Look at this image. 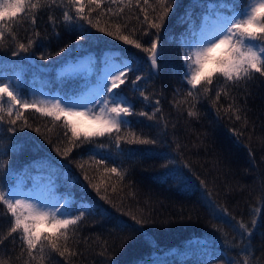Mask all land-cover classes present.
<instances>
[{
    "label": "trees",
    "instance_id": "1",
    "mask_svg": "<svg viewBox=\"0 0 264 264\" xmlns=\"http://www.w3.org/2000/svg\"><path fill=\"white\" fill-rule=\"evenodd\" d=\"M83 2L87 13V0ZM108 3L109 0H104L101 9ZM194 3L195 0H178V6L173 7L160 30L159 45L164 55L159 61V74L147 78L150 69L147 63H142L139 65L142 71L128 73L125 84L118 89L136 112L153 113L156 99L160 100L161 110L154 120L128 117L131 123L121 130L120 136L125 139H121L119 145L114 139L115 132L113 139L105 135L85 141L80 136L76 145H72L69 139L75 138L69 131L64 135V118L54 121L34 108L21 109L31 127L6 133L7 125L0 126V148L8 152L3 159L9 162L5 171L0 172V182H5L7 187V180H24V172L29 171L30 166L29 178L24 180L27 187L20 185L21 189L42 186L46 195L58 196L74 210H85L78 231L69 233V253L64 257L52 253L50 258L46 248L43 259L35 253L37 259L31 260L26 247L21 255L19 234L14 233L15 242L9 237L0 246V264H109V261L112 264H229L230 261L232 264H241V261L264 264V76L255 73L251 80L241 81L238 86L222 87L224 82L214 75L213 84L208 86L210 96L200 94L194 109L197 116H188V111L193 109L192 100L187 96L190 86L181 82L182 44L188 29L203 12V7L194 9ZM135 4L136 0H132V5ZM140 4L151 12L149 6L143 5V0ZM155 4L156 0H149L150 6ZM66 7V2L60 5L57 0V5L46 7L37 15L35 25L30 18L27 23L21 21L15 29L19 40L26 43L28 37L35 38V29L40 34L39 42L29 53L18 56H13V47L6 45L0 51V74H20L27 81L40 78L44 88L64 98L73 97L82 89L81 86L71 89V81L56 80L54 70L66 64L60 63L63 57H68V63L88 53L99 56L103 51L112 50L146 61V54L140 49L90 28L83 21L76 22L75 30L66 27L62 22ZM185 10L190 18L195 17L191 23L180 19ZM133 13L139 15L140 20H136ZM91 15L96 23L97 12ZM143 15L137 7L132 8V13L128 7L124 8L125 18L132 17L129 28L136 29L135 36L130 38L148 47L154 37L145 36L141 31L142 27L147 28L141 23ZM49 16L54 18L55 26ZM106 24L107 16L101 15L99 27ZM80 25L99 39L80 41L81 47H77ZM108 27L115 31L114 25ZM121 34L128 33L122 30ZM66 44L76 51L56 56ZM42 54H51V59L41 60ZM225 55L226 51L213 58V71ZM133 67L137 65L134 63ZM136 75L146 77L137 82L138 90H134L131 83ZM92 82L90 78L82 86L86 88ZM139 90L150 100L143 101ZM217 91L221 92L219 100ZM237 115L241 119L237 120ZM129 131L135 133L132 139L140 137L156 143L129 144L126 142ZM13 139L39 145V151L14 155L8 151ZM100 144L104 147H99ZM66 148H71L67 157L57 152L60 149L63 153ZM93 157L105 159L106 165L98 166ZM79 164L84 165L83 170ZM112 167L122 175L105 170ZM85 174L88 180L84 179ZM200 181H204L203 186ZM92 184L100 188L99 195ZM101 196L108 197L110 202L100 199ZM216 205L226 208L230 215L221 214ZM99 206L108 211L98 214ZM133 215L144 223L137 225L131 218ZM253 219L256 226L251 237L242 239L235 227L236 221L251 226ZM12 222L6 206L0 204V237L7 235ZM34 231L51 235L53 229L38 223ZM73 252L75 255H70Z\"/></svg>",
    "mask_w": 264,
    "mask_h": 264
},
{
    "label": "snow or ice",
    "instance_id": "2",
    "mask_svg": "<svg viewBox=\"0 0 264 264\" xmlns=\"http://www.w3.org/2000/svg\"><path fill=\"white\" fill-rule=\"evenodd\" d=\"M65 2L67 7L62 13V22L66 27H72V30H75L73 26L76 25V22L83 21L90 28H96L97 31L115 37L126 45H132L136 49H140L146 54V61L140 57L133 59L126 56L123 51L106 50L99 56L88 53L91 57L89 63L95 69L93 74L97 77L93 83L95 95L91 99L83 97L84 102L81 104H77L71 96H65L64 98L49 97L46 99H37L33 96L29 100L27 94L20 87L18 80L0 79V126L7 125L6 133H16L31 127L21 109L34 108L38 113L51 117L54 121H61V117H64L62 122V127L65 128L64 135L67 136L68 131H71L72 137L75 138L69 139L72 145H76V141L81 136L77 122L72 119L74 117H90L92 122L98 125L95 130L83 133L85 141L93 136L102 137L105 135H108L109 139H113L112 133L115 132L114 139L119 145L121 139H125V137L120 136L121 130L131 123L128 117L142 116L148 120H154L156 113L161 111L159 108L160 100L156 99L153 104L155 109L153 113L150 114L147 111L136 112L134 105L118 89L125 84L128 73L142 71L139 67L142 63H147L150 69L147 78L159 74V61L164 55V50L159 45L160 30L173 7L178 6V0H156L154 7L149 5V0H143V5L149 6L151 12L148 8L141 6L140 0H136L135 5H132V0H109L105 9H101L104 0H87V13H85L83 0H60V5H64ZM55 5H57V0H0V51L8 45L13 47V56H18L20 53H29L30 49L37 46L40 34L33 29L35 38L28 37L26 43L21 42L16 34V27L21 21L27 23L29 18L31 24L35 25L37 15L46 7L51 8ZM113 5L117 7L114 8ZM120 5H123V7ZM125 7H128L130 13H132L133 7H137L144 14L141 23L142 25L146 24L147 28L142 27L141 31L145 36L154 37L150 39V46L144 47L138 39L130 38L135 36L136 29L129 28V19L132 17L125 18ZM200 7H203V12L200 14V18L188 29V35L182 44L183 73L181 82L190 86L187 96L192 100L191 109H193L188 111L189 117L197 116L194 109L199 95L210 96L208 86L213 84L212 77L214 75L224 82L222 87H227L229 84L233 87L238 86L241 81L251 80L255 73L264 76V0H195L193 8ZM93 12H97L96 23H93L91 15ZM101 15L107 16L105 27H99ZM149 15H151V19H149ZM133 16L136 20H140L139 15L133 13ZM194 18V16L190 18L188 11L185 10L184 16L180 19L191 23ZM49 20L55 26V20L52 16H49ZM108 25H114L115 31L109 30ZM152 29L156 31L152 32ZM122 30L128 34H121ZM76 39L77 47H81L80 41L88 40L91 42L98 40L99 37L94 36L89 30L80 25V31ZM13 42H15L14 45ZM220 45L227 46L226 55L217 62L218 67L214 69L213 73L205 76L204 63L207 56ZM75 51V48L66 44L55 55L60 56L62 53ZM81 51L85 50L81 48ZM40 59L49 60L51 54H42ZM67 60L68 57H63L60 63H67ZM134 63L137 65L135 68L133 67ZM100 65L102 67H98ZM144 79L146 77L142 75L135 76V79L131 81L134 90H138L135 88L137 82ZM139 95L143 98V101L150 100V97L143 90H139ZM220 95L221 92L217 91V100H219ZM236 119L239 120L241 117L237 115ZM35 130L39 131V128ZM134 136L135 133L127 132L126 142L129 144L156 143L152 139L130 138ZM98 146L104 147L103 144ZM8 151L14 155H23L27 151H39V145H29L27 142L13 139ZM57 152L67 157L71 152V148H66L63 153H60V149H57ZM7 154L8 152L0 148V172H4L9 165V162L3 159ZM93 160L98 166L106 165V160L103 158L95 160V157H93ZM78 167L83 170L84 165L79 164ZM105 170L122 175L116 167L106 168ZM30 171L29 166V171L24 172V180L29 178ZM84 179H89L86 174ZM24 180H7V187L5 182H0V204L6 206L8 213L13 218L7 235L0 237V246H3L4 241L9 237H12V241L15 242L17 237L12 234L18 233V238L22 244L21 255H23L26 247L27 255L31 260L37 259L35 253H39L40 258L43 259L46 255V248L49 249L47 255L50 258L52 253L64 257L66 253H69L67 247L69 233L74 234L78 231V223L84 218L85 210H74L67 201L56 200L52 202L50 199L34 194L32 189H29L28 192L21 191L20 185L27 187ZM89 182L91 183V181ZM185 182L187 183V181ZM200 184L203 186L204 181H200ZM92 187L99 195L100 188L95 184H92ZM100 199L110 202L106 196H101ZM216 208L221 214L230 215L226 208L219 205H216ZM96 211L98 214L103 215L108 210L99 206ZM131 218L137 225L144 223V221L137 219L135 215ZM231 219L235 221V217ZM38 223L50 226L53 229L52 234H41L34 231ZM255 226V219L252 220L251 226L240 221L235 223L242 239L244 236L250 238ZM125 227L128 226L125 225ZM217 231H220V229H217ZM249 247L250 244L246 245L244 250L247 251ZM70 255H75V253H70ZM109 264H112V262L109 261ZM229 264H232V262L230 261ZM241 264H247V261H241Z\"/></svg>",
    "mask_w": 264,
    "mask_h": 264
},
{
    "label": "rangeland",
    "instance_id": "3",
    "mask_svg": "<svg viewBox=\"0 0 264 264\" xmlns=\"http://www.w3.org/2000/svg\"><path fill=\"white\" fill-rule=\"evenodd\" d=\"M226 47L225 45H220L217 46L215 49H213V51L211 53L208 54L207 59L204 63V73L205 76H207L209 73L213 72V58H216V56L222 54L223 52L226 51ZM87 62V58H82L79 59L76 63L74 64H67L65 65L62 69L57 70V76L56 79L59 78H64L68 81H71L72 84L71 89L75 86H81V89L83 90L84 87L82 86V82H86L88 81L90 78H93V83L96 80V76L93 74L95 72V69L90 68L89 66L86 65ZM84 67H86L85 69H83ZM99 67H102V65H100ZM9 79L12 80H18L20 87L23 85L26 88L23 89V87H21L24 92L27 94L29 100H31L33 98V96H35V98L37 99H46L49 97H60L62 98L59 94L57 93H48L43 87H42V81H35L37 83H33L31 82H26L24 79L20 78L19 76H15L14 78H10ZM77 82V83H76ZM95 95V92L93 90V85H91L90 87H87L85 90H83L77 98L73 99L77 104H81L84 102L83 97H86L88 99H91L92 96ZM64 118V117H63ZM74 122H77V126H78V131L81 132V136H83V133L86 131H91V130H95L98 125L93 123L90 117H74L72 118ZM69 132L71 133V131L69 130ZM21 191L24 192H28L29 190H23L20 189ZM32 191L34 194L36 195H40L42 198H46V199H50L52 202H55L56 200H60L61 199L57 196H49L46 195V193L43 190L42 186H38L35 188H32ZM62 202V201H61ZM44 224V223H43ZM43 229V228H42Z\"/></svg>",
    "mask_w": 264,
    "mask_h": 264
}]
</instances>
